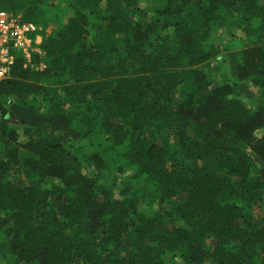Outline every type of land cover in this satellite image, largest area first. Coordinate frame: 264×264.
<instances>
[{
    "label": "trees",
    "instance_id": "1",
    "mask_svg": "<svg viewBox=\"0 0 264 264\" xmlns=\"http://www.w3.org/2000/svg\"><path fill=\"white\" fill-rule=\"evenodd\" d=\"M0 10L44 26L0 81V264H264V0Z\"/></svg>",
    "mask_w": 264,
    "mask_h": 264
},
{
    "label": "built area",
    "instance_id": "2",
    "mask_svg": "<svg viewBox=\"0 0 264 264\" xmlns=\"http://www.w3.org/2000/svg\"><path fill=\"white\" fill-rule=\"evenodd\" d=\"M42 27L33 22H23L20 13L0 10V81L11 76L12 67L22 58L25 68L34 65L33 58H42ZM45 64L40 63V69Z\"/></svg>",
    "mask_w": 264,
    "mask_h": 264
},
{
    "label": "rangeland",
    "instance_id": "3",
    "mask_svg": "<svg viewBox=\"0 0 264 264\" xmlns=\"http://www.w3.org/2000/svg\"><path fill=\"white\" fill-rule=\"evenodd\" d=\"M41 26V25H40ZM42 27V30L44 28V26H41ZM220 39L223 41V42H226V41H229L231 40V36L228 35V34H225V33H222L221 36H220ZM43 61V60H42ZM42 61L40 63H42ZM39 63V65H40ZM44 63V62H43ZM220 64V63H219ZM218 64L215 62V61H210L209 62V66H206L205 68L208 70V71H212L211 69H216L218 66ZM228 65V63H227ZM212 66V67H211ZM229 66V65H228ZM39 67V66H38ZM37 67V68H38ZM215 73L217 74L216 75V78H218L219 76V72L218 70H214ZM242 98L244 101L246 102H249L251 104H254L255 101H254V97H255V94L258 93V90L255 88V87H252V88H248L246 86H243L242 87ZM170 165V162L168 163ZM264 208V205H262L261 207H253L252 211H254V216L257 217L258 213H263V209Z\"/></svg>",
    "mask_w": 264,
    "mask_h": 264
}]
</instances>
